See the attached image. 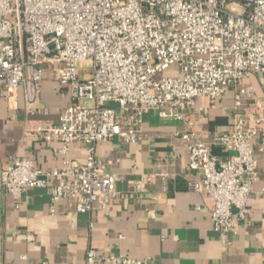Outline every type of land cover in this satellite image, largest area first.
Masks as SVG:
<instances>
[{
    "label": "built area",
    "instance_id": "built-area-1",
    "mask_svg": "<svg viewBox=\"0 0 264 264\" xmlns=\"http://www.w3.org/2000/svg\"><path fill=\"white\" fill-rule=\"evenodd\" d=\"M83 63L89 77L81 75ZM48 73L68 90L69 104L57 125L30 132L60 142L63 155L73 143H86L87 161L44 171L29 159H11L0 168L1 192L21 199L33 188L51 189L53 204L71 203L82 214L105 211L122 194L97 157L98 143L151 139L142 129L147 112L186 122L198 99L215 106L234 88V124L214 143L231 153L227 160L191 129L173 134L200 175L189 188L214 199L210 219L224 250L231 247L252 213L249 197L259 177L252 142L264 145V101L248 83L264 75V0H0V97L15 102L22 89L26 117L47 115L38 101ZM169 177L157 170L135 182L133 194ZM109 262L151 264L124 255ZM98 263L90 250L86 264Z\"/></svg>",
    "mask_w": 264,
    "mask_h": 264
},
{
    "label": "crops",
    "instance_id": "crops-1",
    "mask_svg": "<svg viewBox=\"0 0 264 264\" xmlns=\"http://www.w3.org/2000/svg\"><path fill=\"white\" fill-rule=\"evenodd\" d=\"M80 72L86 77L91 73L84 67ZM248 83L264 101V75L253 74ZM67 94L51 73L46 74L38 105L49 113L31 118L25 114L22 89L15 102L0 97V168L15 158L29 159L44 171L61 169L66 160L86 163V143H73L63 155L60 142L47 143L30 132L39 124L59 123L69 104ZM233 108L234 88H230L215 106L206 98L198 99L186 122L147 112L142 129L151 139L137 144L119 139L98 143L97 157L116 175L122 194L105 211L97 208L82 214L71 203L53 204L51 189L33 188L21 199L0 191V264H86L90 250L96 252L98 264H110L111 255L148 259L151 264H264L263 141L252 142L259 177L249 197L251 216L224 250L210 219L214 199L189 188L200 175L189 169L186 146L173 139L174 133L191 129L212 145L215 156L227 160L231 153L214 143L232 129ZM157 170L169 173L167 183L159 179L142 194H133L135 182Z\"/></svg>",
    "mask_w": 264,
    "mask_h": 264
},
{
    "label": "rangeland",
    "instance_id": "rangeland-1",
    "mask_svg": "<svg viewBox=\"0 0 264 264\" xmlns=\"http://www.w3.org/2000/svg\"><path fill=\"white\" fill-rule=\"evenodd\" d=\"M81 66L84 67V68H88V67H90V65L87 64V63H83ZM173 73H175V70H170V71H168V72L166 73V75H168V74L170 75V74H173Z\"/></svg>",
    "mask_w": 264,
    "mask_h": 264
}]
</instances>
